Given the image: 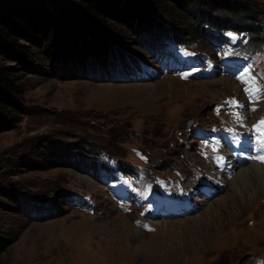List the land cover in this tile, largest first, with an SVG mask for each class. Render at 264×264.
I'll list each match as a JSON object with an SVG mask.
<instances>
[{"label": "rangeland", "instance_id": "obj_1", "mask_svg": "<svg viewBox=\"0 0 264 264\" xmlns=\"http://www.w3.org/2000/svg\"><path fill=\"white\" fill-rule=\"evenodd\" d=\"M237 1L264 23V0H230L213 7V16L239 11ZM174 23L206 50L178 70L185 79L156 61L151 74L161 73L136 83L45 58L36 61L53 65L50 74L18 73L22 110L0 131V264H264V189L249 196L232 182L238 168L255 162L241 144L264 146V58L247 63L261 41L210 49L189 15ZM112 30L105 40L120 52L144 51L137 30L117 24ZM54 142L68 146L61 157L52 156ZM223 144L231 164L217 163ZM91 150L101 152L97 158L140 164L149 183L161 178L170 185L174 177L167 208L183 198L184 179L181 210L166 211L163 192L142 181L127 192L100 185L84 171ZM71 193L77 194L68 203ZM83 193L92 200L81 205Z\"/></svg>", "mask_w": 264, "mask_h": 264}, {"label": "trees", "instance_id": "obj_2", "mask_svg": "<svg viewBox=\"0 0 264 264\" xmlns=\"http://www.w3.org/2000/svg\"><path fill=\"white\" fill-rule=\"evenodd\" d=\"M229 1L0 0V131L9 129L22 110L18 73L50 74L53 65L50 69L49 64L56 60L59 64L76 65L78 69L85 67L110 74L120 63L144 55L120 52L113 46L117 42L105 40L106 36L114 37L112 28L116 24L128 33L134 34L137 30L136 37L139 36L140 45L145 48L141 52L145 53L170 39L184 40L183 32L187 30L174 23L183 14L189 15L193 24L200 27L208 46L220 38L234 41L240 35L241 39H264L262 18L245 3L237 1L241 9L230 15L226 14L227 10H220L213 16V7L228 6ZM162 14L171 22L164 23ZM88 55L90 57L85 61ZM44 58L49 62L48 68L36 61ZM32 59L36 63L32 64ZM54 145L52 156L61 157L68 147L59 142ZM91 153L97 151L91 150ZM103 165L96 162V171ZM91 167L95 169L94 161ZM118 167L123 171H134L131 163L119 162Z\"/></svg>", "mask_w": 264, "mask_h": 264}, {"label": "bare ground", "instance_id": "obj_3", "mask_svg": "<svg viewBox=\"0 0 264 264\" xmlns=\"http://www.w3.org/2000/svg\"><path fill=\"white\" fill-rule=\"evenodd\" d=\"M175 83L182 84L177 81H175ZM218 160L219 162H222L223 160L226 159L223 155H220L218 157ZM251 169H255L256 172H248V170ZM232 182L234 185V189L238 193L244 194L246 190L249 196H253V194H255L256 191L259 192L264 189V165L256 162H249L245 164L243 167H240L235 171V174L232 177ZM243 188L244 190L242 191Z\"/></svg>", "mask_w": 264, "mask_h": 264}, {"label": "snow or ice", "instance_id": "obj_4", "mask_svg": "<svg viewBox=\"0 0 264 264\" xmlns=\"http://www.w3.org/2000/svg\"><path fill=\"white\" fill-rule=\"evenodd\" d=\"M261 124H264V121H261ZM256 159H260L262 162H264V155L258 156V157H254Z\"/></svg>", "mask_w": 264, "mask_h": 264}]
</instances>
